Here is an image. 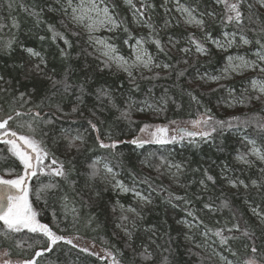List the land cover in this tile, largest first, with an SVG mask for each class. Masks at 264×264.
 Here are the masks:
<instances>
[{
    "label": "trees",
    "instance_id": "obj_1",
    "mask_svg": "<svg viewBox=\"0 0 264 264\" xmlns=\"http://www.w3.org/2000/svg\"><path fill=\"white\" fill-rule=\"evenodd\" d=\"M103 1L119 24L115 31L103 33L104 39L123 49L137 37L144 38L155 58L170 67L141 71L134 78L111 64L105 67V58L87 44L85 33L63 15L62 5L67 0H0V112L5 118L13 116L9 121L13 130L42 140L51 154L47 158L62 162L68 171L67 178L51 174L31 177L29 199L38 219L67 240L70 235L87 238L108 254L105 257L88 249L83 251L66 240L49 245L42 232H11L2 222L0 250L34 264H114L113 258L119 264H217L212 255L194 245V240L200 241L202 233L207 232L205 237L229 260L264 264V223L253 214L254 209L264 212V163L251 158L247 153L249 145L241 137L254 139L264 151V127H260L264 125V94L246 87L253 77L264 80V72L211 85L198 79L218 77L228 55L227 50L204 40L207 33L221 38L223 32H232L236 36L234 53L247 57L255 51L264 54V9L258 7V0H230L239 3L242 12L238 26L224 20L225 5L217 0H171L202 17V27H189L176 14L162 15L166 0H133L135 9L125 0ZM78 3L73 0V6ZM136 9L144 13L143 17ZM54 32L63 38H53ZM190 36L204 43L207 52L197 53ZM241 37L249 41L247 46L240 42ZM155 39L161 41L163 52L154 44ZM27 48L40 53V57H30ZM184 48L191 50L185 53L181 51ZM41 58L43 71L36 72L34 65L40 64ZM260 63L264 68V61ZM53 80H66L69 87L65 90L63 84L53 86ZM230 88L236 104L228 112L221 104L230 95ZM98 89L108 90L116 107L108 97L98 98ZM130 102L134 106L130 118L125 119L121 111ZM142 104L152 105V116L163 122L210 115L213 121L208 124L209 132L212 127L217 131L207 138L185 136L177 142H151L138 147L129 141L148 121L136 112ZM73 108L77 110L73 112ZM158 108L163 110L156 111ZM36 112L40 117L34 118ZM48 120L51 123H45ZM89 121L97 125L96 130ZM214 121H225L232 127L221 130ZM66 133L83 135V143L76 142L78 149L66 147ZM100 141L118 143L115 148H102ZM236 154L245 155L251 162L238 163ZM94 161L99 174L92 177L89 165ZM104 163L113 169L112 173L104 170ZM171 164L183 166L173 182L166 174ZM205 169L215 177V183L206 180ZM20 170L19 161L0 143V175L12 177ZM228 178L243 180L248 187L228 188ZM253 180L257 186L252 185ZM117 181L150 202L121 193ZM49 184L55 187L45 189ZM224 201L228 207L223 206ZM205 203L212 204L213 210L205 209ZM118 204L132 206L135 213L120 214ZM189 211L203 224L196 222L189 228L180 223L193 222ZM125 216L127 220L122 219ZM237 224L239 229L234 228ZM119 227H127L131 239ZM217 229L229 237L227 245L214 234ZM253 247L257 249L255 253ZM47 248L51 250L45 251ZM145 249L150 260L139 255ZM37 252L42 255L37 256Z\"/></svg>",
    "mask_w": 264,
    "mask_h": 264
},
{
    "label": "snow or ice",
    "instance_id": "obj_2",
    "mask_svg": "<svg viewBox=\"0 0 264 264\" xmlns=\"http://www.w3.org/2000/svg\"><path fill=\"white\" fill-rule=\"evenodd\" d=\"M218 3H223L226 8V14L224 17V20L227 23H236L238 26L242 22V12L240 11L239 3H228L227 0H217ZM262 4H264V0H260ZM101 3H103V0H101ZM125 3H127L132 8H136L135 4L133 3V0H125ZM67 6L68 8H71V19L73 22L77 24H82L85 29L89 32L90 40H93L94 38L91 36V33H94L95 31L99 30L101 27L110 26L111 28L119 27V24L117 23L113 13L110 11L109 7L107 5L101 7L100 4L97 3V0H79V3L73 6V0H67ZM143 7V5H142ZM178 10L182 13L187 14L186 23L188 24H194L196 26L202 27L204 24V21L202 19H198L193 16L192 11L188 8H184L183 6H178ZM136 12L138 13L139 17H143L144 13L141 12L139 9H136ZM167 24V22H166ZM50 29L52 26H49ZM148 27L150 29L153 28L151 23L148 24ZM127 31V29H125ZM154 31V29H153ZM56 36H61L63 38L62 34L55 33L53 35V38ZM225 36H227V33H225ZM209 37L206 34L205 39L207 40ZM43 39V38H41ZM154 44L157 48L160 49L161 52L164 51V47L162 46V43L159 39H155ZM65 43H68L67 40H65ZM95 43L103 45L104 52L103 55L105 57L104 65L105 67H110V62H115L120 68L123 69V71L127 72L129 77H132V72L130 71V66L128 65V61L125 60L123 57L116 56V48L114 45L107 43L104 40H95ZM190 43L195 45V51L197 53H206L207 48L205 47V44L196 40L194 36H190ZM212 43H215L217 47L224 48L225 44L220 43L219 41L213 40ZM233 43L232 40H226V44L228 46H231ZM244 44H248L249 41L247 39H243ZM145 40L144 38H140L136 40V55H135V61L138 62L139 65H142L145 68H149L150 65L153 64V57L148 53L147 49L144 48ZM7 47H11V44L9 43ZM190 48H184L181 49L182 52H189ZM27 53L30 57H40V53L36 52L32 48L26 49ZM64 54L63 52L61 53ZM233 58L228 57V60L231 61ZM241 59L242 66H248V62L244 61L243 58ZM261 59H264V56L261 57ZM186 62V61H185ZM44 61L41 58V63L34 65V70L36 72H42L43 69L41 68V64H43ZM156 67H160L161 65H155ZM164 68L170 67L168 64L163 65ZM227 71V69H226ZM261 71H264V68L261 69ZM182 74V73H181ZM213 79H219L218 77H213ZM0 80H3V77H0ZM56 84H63L65 90L69 87L67 84V81H55L53 80V86ZM138 88V85L136 86ZM261 92H264V86H261L260 88ZM98 98L100 97H108L109 103H112L111 94L106 89H98ZM23 93H21V97H23ZM259 99V97H257ZM166 103V101H165ZM113 107H116L114 103H112ZM134 106V102H130L127 107L121 111V116L125 119L130 118L131 110ZM146 107L151 108L152 105L145 104ZM77 109L73 108V112H75ZM137 110L144 111V107H140ZM156 111H162L163 109H155ZM17 116L20 115V113H16ZM40 117V113L36 112L34 114V118ZM237 119V118H233ZM13 120L12 115H8L6 118L0 117V140L6 145H8V151L18 158L20 163L23 165L24 168V174L17 176L15 179H3L0 178V222H2V226L6 227L7 231L11 232H19L22 229H28L29 231L36 233V232H42L51 242V244H55L57 241L64 240L65 238L62 236L56 235L52 230L49 228L46 224H41L36 219L37 213L33 210L32 205L29 201V188L26 183V178L29 176H35L37 175L38 171H43L45 167H48L44 164L45 158L49 157L51 154L47 150V148L43 145L42 140L35 139L34 136L31 135H19L16 131L11 130L9 127V121ZM213 121V118L210 115L204 114L201 116L200 119L191 121L193 126H198L201 123L203 124H209V122ZM45 123H51L50 120L45 121ZM175 123V122H173ZM89 124L93 130H96L97 125L89 121ZM214 124L219 126L221 130H223L225 127L231 128L232 124L227 123L225 121H214ZM149 125H144L143 128L140 129L141 132H144L146 129H148ZM260 127H264V125H260ZM29 128L32 129V126L29 125ZM175 131L178 133V135H173L170 138L167 137L168 128L166 126H156V131L153 132L151 135L153 137L152 140H145L143 137H135L129 143L134 144L138 147H142L146 143L155 142L158 144H166V143H172L177 142L178 140H183L185 136L187 137H195L197 135L201 136V138H207L210 137L211 132H216L217 127H212L211 132H194L189 131L187 128H177ZM163 134V135H161ZM64 139L67 141L66 147L71 149H78L77 141H80L83 143L84 137L81 134H77L75 136H71L69 134H65ZM99 139V137H97ZM19 141V142H18ZM118 142L113 141L111 144H105L103 141H100V147L102 148H115L117 146ZM249 143L255 145V141H249ZM250 154L253 156H256L259 160L264 161V151H261L258 148L252 147L250 150ZM238 160L243 162L244 164H249L250 161L246 158L245 155H239L237 157ZM51 163L53 165H56L59 163L58 167L51 168L50 174H53L58 177L67 178L68 171L65 170L64 165L62 162H58L56 159H52ZM96 161H94L91 165H89L91 169L90 175L92 177H95L99 174V170L96 167ZM169 168H175L176 171L172 173V176L174 178H178L179 174L182 172L183 166L181 164H171L169 165ZM105 169L108 173H112L113 169L111 167H108L105 165ZM204 174L207 181H211L215 183V177L208 174L207 169L204 170ZM200 183L203 185L205 184L204 180H201ZM228 183L232 187L237 186H243L245 188L248 187L247 184L243 180H233L231 178H228ZM253 186H257V181L253 180L252 182ZM117 186L121 188V190L127 192L129 191L128 188L124 187L122 183L117 182ZM55 187V185H45V189H50ZM41 190H37V196L40 195ZM136 196L139 197L141 200L145 202H150L148 200V197L142 196L139 192L136 193ZM177 200H184L185 203H191L190 201L186 200L184 197H176ZM224 207H228V202H223ZM204 208L208 210H213V205L210 203H205ZM129 211H135V209H129ZM255 212V209H254ZM258 215V218L260 219L261 223H264V212L256 213ZM137 215H139L137 213ZM188 215L193 217V222L188 221H181L180 223H185L189 228L194 226V223L198 222L199 224H203V221L199 219L195 215L194 212L189 211ZM122 219L127 220V217H122ZM234 228L239 229V225H234ZM207 231H212V229H208ZM231 231V229H229ZM125 233L131 239V232L125 227ZM214 234L220 238V243L227 245L229 241V237L225 236L223 234L222 229L215 230ZM245 235L248 233L245 232ZM207 235V232L205 233ZM235 238V237H232ZM68 244H72L71 240H67ZM50 248L45 249V251H50ZM83 251H87V249H83ZM257 249L255 247L252 248V252L255 253ZM37 256L42 255V252H37ZM111 255V253H109ZM139 255L144 260H150L151 255L147 252V249H145L143 252L139 253ZM114 264H119L118 261H115V258H113ZM24 264H34V261H24ZM244 264H255L253 260L245 261Z\"/></svg>",
    "mask_w": 264,
    "mask_h": 264
},
{
    "label": "rangeland",
    "instance_id": "obj_3",
    "mask_svg": "<svg viewBox=\"0 0 264 264\" xmlns=\"http://www.w3.org/2000/svg\"><path fill=\"white\" fill-rule=\"evenodd\" d=\"M166 2L167 3L165 4V9L161 8L162 9V15L163 16H165L166 14H176L187 26H189V27L194 26V24H188V23H186L185 21L187 19V14L186 13H182L181 11L178 10V6H183V5H181L180 3H176L174 1L171 2V0H166ZM227 2L230 3V0L227 1ZM97 3L100 4L101 7H103V6L106 5L104 1H103V3H101V0H97ZM257 4H258V7L259 8L264 9V4H262L260 2V0H258V3ZM62 6H61L62 7V12H63V15L65 16L67 22H69L76 29H79V30H81L82 32L85 33V36H86L85 39H86L87 44H89L91 46V48L96 53H98L101 57L105 58L104 55H103V52H104L103 45H100V44L95 43V40H104L107 43L112 44V45L115 46V48H116L115 55L116 56H119V57H123L125 60L128 61V65L130 66V71L132 72V77L133 78L136 76L135 74H137L138 72H141V71L151 72L154 68H156V69L164 68L163 67V64L159 61L160 59H156L155 58V53L152 51V49L149 47V45L146 44V42L144 44V48H146L147 51H148V53L153 57V64L150 65L149 68H145L142 65H139L138 62H134L135 61V55H136V40L137 39H140L141 37H137L134 40V43L133 44H131V45L126 44L124 46V48L121 49L120 47H117L115 44H113V43H111V42H109V41H107L106 39L103 38V33H106V32L112 31V30L115 31L117 29V27L111 28L110 26H105V27L99 28V30L95 31L94 33H91V36L94 39L93 40H90V38H89L90 34L85 29V27L82 24H77V23H75V22L72 21V19H71V8H68L67 4H64ZM183 7L190 9L192 11V14H193L194 17H196L198 19H202V17L199 14H198V16H199L198 17L193 12V9L192 8L185 7V6H183ZM110 11L112 12L111 9H110ZM167 20L171 23V20H169L168 18H167ZM225 33H227V36H225ZM207 35L209 37L207 40L204 37V40L206 42L211 43L215 48L227 50L228 51V55L225 58V66L223 67V69L221 70L220 75L218 76L219 79H213V77H216V76H204V77L198 78L199 80H202L203 84H205V85L206 84L207 85H211V84H216V83H218L220 81L229 82V81H232V80H234L236 78H240V77H242L244 75H247V74H249L251 72L252 73L253 72H257V73L264 72V71H261V69L263 68V65L260 63V61H262V60L264 61V59H261V57L264 56L263 53L262 54L261 53L259 54L258 51H255V52L252 53V56L247 57V56H243V55L238 54V53H234L232 51L233 47L235 46V41H236V36L232 32H227V31L223 32L222 35H221V38L211 37L209 33H207ZM243 39H245V38L241 37L240 38V42L244 46H247V44H244L243 43ZM213 40H216V41H219L222 44H225V47L224 48L217 47L215 43H212ZM226 40H232L233 41V43L231 44V46H228L226 44ZM186 55H188V54H186ZM228 57H232L233 59L231 61H229L228 60ZM239 58H243L244 61H247L248 62V66H246V67L245 66H242L241 59H239ZM110 64L113 66V68L115 70L122 71L123 73H125L126 75H128L127 72L123 71V69L120 68L115 62H110ZM155 65H161V66L160 67H156ZM226 69H227V71H226ZM261 86H264V80L263 79H260L258 77H253V78H251L246 83V87L249 90H251V91H255L258 95H263L264 94V92H261L260 91ZM239 89L243 90L242 87H240ZM233 92H234V90L232 88H230L229 89V94L230 95L221 104V106L223 107V109L226 110V111H228V112H230L232 110V108L236 104V99L232 96ZM254 102H256V100H254ZM140 107H144L145 110L144 111L137 110ZM138 108L136 109L137 114H139L140 116H142L144 118L146 117L148 119V121L144 125H149L150 127L148 129H146L144 132H141L139 130V132L135 135V137H143V139H145V140H152L153 137H152L151 134L156 131V126H162V127L163 126H166L168 128L167 137H169V138L171 136H173V135H178V133L175 131V129H177V128H187L189 131H194V132H201V131L209 132L210 131V126L208 124L201 123L198 126H193V124L191 123V121L198 120L203 115L197 116V117L192 118V119H181V120H176V121H168V122L166 121V122H163V121L157 120L154 116H152V114H153L152 113L153 112L152 109L146 107L145 104L140 105ZM0 117L5 118V116L1 112H0ZM173 122H175V123H173ZM144 125L142 126V128L144 127ZM11 130H13V129L11 128ZM13 131H15V130H13ZM17 134H18V136L19 135H24V134L18 133V132H17ZM161 135H163V134H161ZM241 137L243 139H245L246 142L249 145V148L247 150V153L251 156V158L254 159V160H257V161H261L256 156L251 155L250 154V151H249L252 147H255V148H258V149L261 150V148L258 145V143L254 139H252V138H249V137H246V136H242V135H241ZM249 141H255V145L249 143ZM4 147L8 151V147L9 146L6 145V144H4ZM234 156L236 158L235 161H237L238 163H243V162H241L240 160L237 159V157L239 156L238 154H236ZM13 157H15V156H13ZM16 159L18 160V158H16ZM249 161H250V159H249ZM261 162L264 163V161H261ZM19 163H20V161H19ZM44 164L47 165L48 167H45L42 172L41 171H38L37 172L38 175H41V174H50L51 168L57 167L56 165H53L48 158H45ZM105 165H107V163H104L103 164L104 170L106 171ZM20 167H21V170H20V173L18 175H15V176H12V177H5V176L0 175V178H3V179H15L17 176L22 175V170L24 168H23V165L21 163H20ZM175 171H176L175 168H171L170 170L169 169L166 170V174L169 176V180L171 179L172 182L174 181V179H176V178H174L172 176V173L175 172ZM51 175H53V174H51ZM117 182H120V181H117ZM123 186L129 189V187L126 186L125 184H123ZM227 186H228V188H233L230 184L229 185L227 184ZM119 189H120V192L121 193H126L125 191L121 190L120 187H119ZM131 189H133V188H131ZM131 189H129V191H127V193H129L134 198L140 199L139 197L136 196L137 191L131 190ZM29 201H30V199H29ZM30 203H31V201H30ZM117 207H118L119 213L122 214V215L123 214H134L135 213V211L134 212L133 211H129V209H134V208L132 206L128 205V204H120ZM32 208H33V206H32ZM33 210L35 211L34 208H33ZM256 213H258V212H254L253 211V214L255 216H258ZM36 219L39 221V223L46 224L42 220L38 219L37 216H36ZM119 229H120V231L122 233H124L126 235L125 228L119 227ZM52 232H54V231L52 230ZM54 233L56 235H58V236H61V235H59L56 232H54ZM64 240L67 241V238H65ZM68 240H71L72 243H74L77 246H80V247H82L84 249H88V250H91L93 252H96L99 255H103V256L106 257V255L108 254L107 251H105L100 246L94 244L93 242H91L87 238H82L81 236H78V235H74V236L73 235H70L68 237ZM194 243H195L194 245L197 248H199L203 252H206V253L212 255L213 261L216 262L217 264H238V263L233 262V261L229 260L228 258H226L220 252V250H218L217 245L214 242H211L210 240H208L205 237V234L203 235V233L201 235V240L200 241L194 240ZM49 245H52L50 241H49ZM0 261L1 262L10 261V262H13L14 264H21V263H24L25 260H23L21 258H18V257H10V256H7L6 252L3 249H1L0 250Z\"/></svg>",
    "mask_w": 264,
    "mask_h": 264
},
{
    "label": "water",
    "instance_id": "obj_4",
    "mask_svg": "<svg viewBox=\"0 0 264 264\" xmlns=\"http://www.w3.org/2000/svg\"><path fill=\"white\" fill-rule=\"evenodd\" d=\"M18 142H19V141H18ZM0 143L3 144L2 140H0ZM23 174H24V169L22 170V175H23ZM31 177H32V176H29V177L26 178V183H27V185H28V188H29V181H30ZM6 180H8V179H6ZM0 187H3V186H0Z\"/></svg>",
    "mask_w": 264,
    "mask_h": 264
}]
</instances>
